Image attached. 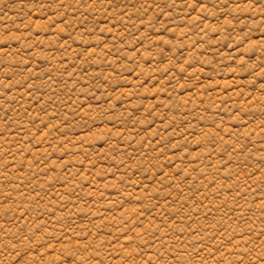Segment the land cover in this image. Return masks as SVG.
Masks as SVG:
<instances>
[{"label":"rangeland","instance_id":"1","mask_svg":"<svg viewBox=\"0 0 264 264\" xmlns=\"http://www.w3.org/2000/svg\"><path fill=\"white\" fill-rule=\"evenodd\" d=\"M0 264H264V0H0Z\"/></svg>","mask_w":264,"mask_h":264}]
</instances>
